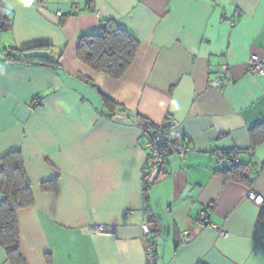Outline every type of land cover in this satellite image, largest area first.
I'll return each instance as SVG.
<instances>
[{"label": "crops", "instance_id": "obj_1", "mask_svg": "<svg viewBox=\"0 0 264 264\" xmlns=\"http://www.w3.org/2000/svg\"><path fill=\"white\" fill-rule=\"evenodd\" d=\"M0 9V158L19 150L31 184L33 204L17 210L28 264H146L144 221L156 264H264V171L251 165L264 159V134L250 133L264 122V74L247 64L251 53L264 58V0H0ZM104 18L139 40L119 78L76 54L77 38ZM10 48L52 62L7 58ZM99 92L122 107L109 115ZM167 115L179 152L164 155L146 188L140 117L154 128ZM227 150L251 163V186L218 171ZM0 264H10L1 246Z\"/></svg>", "mask_w": 264, "mask_h": 264}, {"label": "trees", "instance_id": "obj_2", "mask_svg": "<svg viewBox=\"0 0 264 264\" xmlns=\"http://www.w3.org/2000/svg\"><path fill=\"white\" fill-rule=\"evenodd\" d=\"M1 12V9H0ZM0 16V29L4 22ZM139 46V40L114 18L100 19L98 28L93 33L82 34L77 38V57L94 70L105 72L108 75L119 78L133 61ZM6 51L7 58L23 61H48L50 57L40 50L10 48ZM12 53H15L14 55ZM105 111L113 115L122 105L114 98L99 92ZM144 128L153 126L148 120L140 117ZM156 128V127H155ZM251 136L256 132L264 134V122L250 129ZM263 131V132H262ZM264 138V136H263ZM257 141V140H256ZM222 155H236L235 150L221 152ZM0 168V246L5 250L10 264H28L22 252L19 242V229L17 210L33 204L31 184L26 176L23 158L19 150H13L4 154L1 158ZM252 163V164H251ZM239 163L238 159L223 163L218 171L226 179L239 180L251 186L247 170L249 164ZM255 166V165H254ZM56 179L42 183L43 190H54ZM147 188V187H146ZM145 188V190H146ZM264 220V207L259 213V221ZM151 241V240H150ZM151 245L154 244L151 241Z\"/></svg>", "mask_w": 264, "mask_h": 264}, {"label": "built area", "instance_id": "obj_3", "mask_svg": "<svg viewBox=\"0 0 264 264\" xmlns=\"http://www.w3.org/2000/svg\"><path fill=\"white\" fill-rule=\"evenodd\" d=\"M60 14V12H58ZM247 64L251 72L263 75L264 74V58L260 57L256 53H251L248 56ZM224 72L227 71L226 65L224 66ZM226 74V73H225ZM41 100L39 98L33 99L31 101L32 105H41ZM178 120L170 115L165 118V123L158 127H145L144 133L146 135L145 142V161L142 168V180L143 186H148L153 180L156 179L161 165L164 161V155L167 152H179V145L177 141L172 137V130L177 126ZM219 161L221 163H226L229 161L237 160L236 155H218ZM253 164L258 170L264 171V159L253 161ZM248 196L255 203L260 204L263 201V197L257 194L253 189L249 190ZM141 229L144 235L145 241V260L146 264H156V256L154 253V247L151 245L149 238V225L146 221L141 224ZM220 234H224L225 230L219 227Z\"/></svg>", "mask_w": 264, "mask_h": 264}, {"label": "clouds", "instance_id": "obj_4", "mask_svg": "<svg viewBox=\"0 0 264 264\" xmlns=\"http://www.w3.org/2000/svg\"><path fill=\"white\" fill-rule=\"evenodd\" d=\"M20 2H21V3H24V2H25V0H20Z\"/></svg>", "mask_w": 264, "mask_h": 264}]
</instances>
